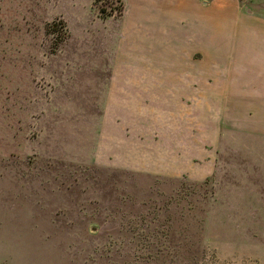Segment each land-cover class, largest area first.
I'll return each instance as SVG.
<instances>
[{"label": "rangeland", "instance_id": "rangeland-1", "mask_svg": "<svg viewBox=\"0 0 264 264\" xmlns=\"http://www.w3.org/2000/svg\"><path fill=\"white\" fill-rule=\"evenodd\" d=\"M91 2L0 0V264H264L260 135L207 109L190 133L215 169L127 160L97 80L118 72L105 19L123 6Z\"/></svg>", "mask_w": 264, "mask_h": 264}, {"label": "crops", "instance_id": "crops-1", "mask_svg": "<svg viewBox=\"0 0 264 264\" xmlns=\"http://www.w3.org/2000/svg\"><path fill=\"white\" fill-rule=\"evenodd\" d=\"M121 2L119 18L105 19L118 72L97 80L124 115L126 159L165 162L153 167L165 176L196 177L198 158L199 174L215 169L217 150L207 157L205 137L190 133L206 130L190 116L209 109L229 115L228 129L260 135L264 166V0ZM221 119L211 127L223 128Z\"/></svg>", "mask_w": 264, "mask_h": 264}, {"label": "trees", "instance_id": "trees-1", "mask_svg": "<svg viewBox=\"0 0 264 264\" xmlns=\"http://www.w3.org/2000/svg\"><path fill=\"white\" fill-rule=\"evenodd\" d=\"M122 6H123V3H122Z\"/></svg>", "mask_w": 264, "mask_h": 264}]
</instances>
